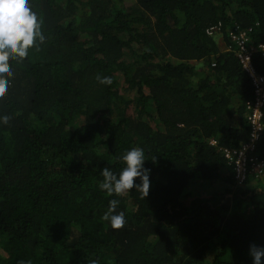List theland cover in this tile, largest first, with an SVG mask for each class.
I'll use <instances>...</instances> for the list:
<instances>
[{
	"label": "trees",
	"instance_id": "obj_1",
	"mask_svg": "<svg viewBox=\"0 0 264 264\" xmlns=\"http://www.w3.org/2000/svg\"><path fill=\"white\" fill-rule=\"evenodd\" d=\"M27 2L42 39L10 60L0 98V264H253L264 0ZM137 147L147 196L102 191L101 170ZM113 199L119 230L103 219Z\"/></svg>",
	"mask_w": 264,
	"mask_h": 264
},
{
	"label": "clouds",
	"instance_id": "obj_2",
	"mask_svg": "<svg viewBox=\"0 0 264 264\" xmlns=\"http://www.w3.org/2000/svg\"><path fill=\"white\" fill-rule=\"evenodd\" d=\"M42 20L28 7L27 0H0V98L6 96L10 79L13 76L10 60H23L28 56L29 49L34 43L42 39ZM99 83L111 84L110 77H97ZM8 116H0V124H7ZM261 133V132H260ZM252 136V135H251ZM124 167L119 173L104 167L103 177L99 187L108 194H124L134 187L146 196L150 189V169L145 167L146 155L142 148H132L121 157ZM139 178V183L136 179ZM118 200L109 201V211L103 217L110 227L119 230L125 225L123 212L112 214L118 205ZM253 264H264V247L249 246Z\"/></svg>",
	"mask_w": 264,
	"mask_h": 264
},
{
	"label": "built area",
	"instance_id": "obj_3",
	"mask_svg": "<svg viewBox=\"0 0 264 264\" xmlns=\"http://www.w3.org/2000/svg\"><path fill=\"white\" fill-rule=\"evenodd\" d=\"M242 49H244V48L242 47ZM243 57H244L243 58V63L245 64L247 69H250V63H249L250 62V58H249V56L246 55V56H243ZM256 81L258 82V79H256ZM260 81L264 83V77H261ZM253 115H254L253 123H256V121L261 116L259 114V112H258V109H254ZM251 126L253 127V131H252V139L253 140H251L249 142V144L247 146H245L243 148V150L240 151L238 154H237V151H235V153H234V154H237V158H238V163H236V166H237V169H238V173L242 172V162H243L244 159H246V157L244 155L245 152L248 150V148L250 149L251 142L254 141L258 137V135L260 134V131L262 129V126H259V125H251Z\"/></svg>",
	"mask_w": 264,
	"mask_h": 264
}]
</instances>
